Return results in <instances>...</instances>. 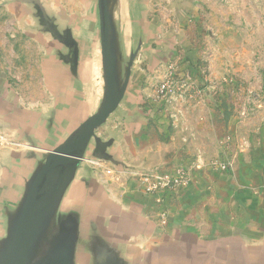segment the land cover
<instances>
[{
    "label": "rangeland",
    "instance_id": "rangeland-1",
    "mask_svg": "<svg viewBox=\"0 0 264 264\" xmlns=\"http://www.w3.org/2000/svg\"><path fill=\"white\" fill-rule=\"evenodd\" d=\"M42 1L72 32L76 28L81 47L75 95L63 97L59 126L53 124L72 128L96 112L103 96L97 0ZM119 2L122 74L129 55L142 46L124 102L108 127L97 130L102 140H116L109 153L126 165L92 164L102 186L121 200L120 191L136 184L140 172L159 171L171 180L179 171L185 186L151 198L167 212L178 209L184 231L195 227L204 236L211 226L222 227L225 218L250 221L253 208L264 210V0ZM28 12L23 5L0 6V113L7 106L21 113L43 108L48 118L61 95L54 86L55 72L60 74L52 58L55 43ZM3 119L0 153L30 151L26 136L21 140L20 133L5 129ZM8 177L0 170L1 187ZM8 200L0 191V214L9 208ZM87 239L78 241L82 251L74 264H93L88 246L82 247ZM178 260L163 264H190Z\"/></svg>",
    "mask_w": 264,
    "mask_h": 264
},
{
    "label": "crops",
    "instance_id": "crops-1",
    "mask_svg": "<svg viewBox=\"0 0 264 264\" xmlns=\"http://www.w3.org/2000/svg\"><path fill=\"white\" fill-rule=\"evenodd\" d=\"M68 12L71 10L69 9ZM75 31L76 28L72 32L73 36ZM56 70H59L60 74L55 72L54 86L61 95L52 108L56 107L57 118L65 101L63 97L68 100L73 99L69 95L72 92L75 95L76 82L68 76L64 66L56 64ZM132 74L133 71L131 76ZM44 110L41 108L36 113H21L20 110L13 111L7 106L4 112L0 113L3 114L0 118L3 117L6 123L5 129L9 127L13 132L20 133L21 140L26 136L25 140L30 139L36 145L33 150L38 152L32 155L29 150L0 153V167L9 165L11 168L10 170L0 168L3 171L7 170L9 175L5 183L2 179L1 184L4 187L0 185V191L3 193V198L8 197L11 200H8L9 208L2 210L0 214V233L5 232L7 215L19 204L24 186L38 163L40 154L62 142L76 127L59 129L54 126V134H47L44 128L47 113ZM115 113L101 128L108 127L107 123L112 120ZM58 121L59 119L55 122L59 126ZM96 136L100 138L97 131ZM115 146L116 140L111 148L114 149ZM117 149L123 151V148ZM103 162L106 161H88V167L82 164L62 201V211L77 215L80 237L99 236L114 247L127 264H163L164 260L166 263L169 260L180 261L178 259L188 261L190 264H264V210L253 208L254 219L248 222H234L225 218L221 223L225 227L218 228L213 225L204 236H201L195 227H187V231H184L182 215L176 213L178 209L167 212L166 207L159 204L157 198H151L143 193L139 181H136V184L130 182L129 188L120 191L121 200L117 199L119 202L115 200L106 187L102 186L100 174L92 165ZM119 162L122 165L118 167L126 166L124 162ZM252 204L253 207L255 203ZM255 209L257 212L254 211ZM233 222L236 225H233ZM85 241L88 244L89 240ZM158 251L164 253L160 255Z\"/></svg>",
    "mask_w": 264,
    "mask_h": 264
},
{
    "label": "water",
    "instance_id": "water-1",
    "mask_svg": "<svg viewBox=\"0 0 264 264\" xmlns=\"http://www.w3.org/2000/svg\"><path fill=\"white\" fill-rule=\"evenodd\" d=\"M117 0H97L98 34L103 79V96L96 112L82 120L59 144L46 150L28 178L17 207L7 215L5 237L0 239V264H74L80 254L79 221L76 214L61 209L64 195L76 177L79 167L88 161H106L118 167L109 153L114 140H102L96 131L103 127L124 101L128 90L131 67L141 42L129 55L122 74V50L118 34ZM23 5L39 26L55 43L52 58L64 66L68 76L78 82L80 43L66 26L46 7L42 0H0V6ZM65 25V27H63ZM56 107L49 112L45 130L50 132L56 121ZM33 148L36 145L29 139ZM27 144V145H28ZM30 150V151H31ZM32 154L33 151L29 152ZM88 167V166H87ZM59 219L56 222L55 218ZM93 264H127L119 252L99 236H92L88 244ZM44 246V247H43ZM46 246V247H45ZM38 256V257H37Z\"/></svg>",
    "mask_w": 264,
    "mask_h": 264
},
{
    "label": "built area",
    "instance_id": "built-area-1",
    "mask_svg": "<svg viewBox=\"0 0 264 264\" xmlns=\"http://www.w3.org/2000/svg\"><path fill=\"white\" fill-rule=\"evenodd\" d=\"M163 89L164 86L161 85L160 91L162 92ZM140 173L141 175L139 181L142 186V191L148 196L156 195L158 192L164 189L174 190L181 186H185L186 184L184 180L185 177L179 171H176L175 177L171 180L169 179V175L163 174L159 171L144 170Z\"/></svg>",
    "mask_w": 264,
    "mask_h": 264
},
{
    "label": "bare ground",
    "instance_id": "bare-ground-1",
    "mask_svg": "<svg viewBox=\"0 0 264 264\" xmlns=\"http://www.w3.org/2000/svg\"><path fill=\"white\" fill-rule=\"evenodd\" d=\"M115 8H116L115 9L116 10L115 16H116V14L120 15L121 9H120V2H119V0L116 1Z\"/></svg>",
    "mask_w": 264,
    "mask_h": 264
}]
</instances>
